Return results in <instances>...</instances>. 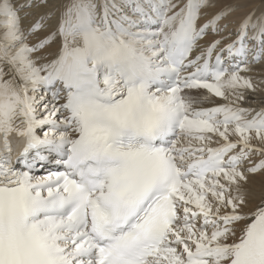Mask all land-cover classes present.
Here are the masks:
<instances>
[{
    "label": "snow or ice",
    "instance_id": "1",
    "mask_svg": "<svg viewBox=\"0 0 264 264\" xmlns=\"http://www.w3.org/2000/svg\"><path fill=\"white\" fill-rule=\"evenodd\" d=\"M213 6L0 0V264H264V7Z\"/></svg>",
    "mask_w": 264,
    "mask_h": 264
},
{
    "label": "bare ground",
    "instance_id": "2",
    "mask_svg": "<svg viewBox=\"0 0 264 264\" xmlns=\"http://www.w3.org/2000/svg\"><path fill=\"white\" fill-rule=\"evenodd\" d=\"M15 3H24L25 0H14ZM214 6L210 7L208 9L202 10V16L201 19L198 21V23H204L210 16L216 12H218L222 7L225 5H234L235 11L230 13L225 20L221 21V23L227 22L229 25V30L234 32L237 24L239 21L251 10L253 7L256 9V14L258 15L261 8L264 7V0H213ZM60 0H49V7H51L53 4H59ZM24 11L29 12L30 15L24 16V12H21L22 16V27L27 29L29 24L35 20L41 13L47 12V8H31V9H25ZM49 26V28L55 23V17H53L51 20L46 22ZM48 29H44L39 31L38 33L34 34L33 36L29 37V42L33 43L36 41L38 37H43L45 32ZM209 37H206L208 39ZM234 38V37H230ZM227 42V41H225ZM56 45L53 44L51 46L50 50H55ZM255 71L250 73L255 80H258L261 78L264 73L261 72V68L264 67V64H256ZM215 100V98H213ZM264 101V85H259L257 92L252 94H249V103H252V106L259 107L260 102ZM219 102V101H216ZM205 106H209L208 104H205ZM42 174V173H40ZM264 180V177L261 176H255L251 178V186H253L256 189H259L261 186V182Z\"/></svg>",
    "mask_w": 264,
    "mask_h": 264
}]
</instances>
